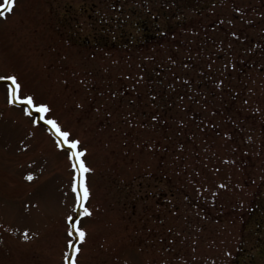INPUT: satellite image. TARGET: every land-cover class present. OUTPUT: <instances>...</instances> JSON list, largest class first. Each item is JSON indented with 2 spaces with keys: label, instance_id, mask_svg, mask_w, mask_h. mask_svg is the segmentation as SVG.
Here are the masks:
<instances>
[{
  "label": "rangeland",
  "instance_id": "1",
  "mask_svg": "<svg viewBox=\"0 0 264 264\" xmlns=\"http://www.w3.org/2000/svg\"><path fill=\"white\" fill-rule=\"evenodd\" d=\"M13 73L81 139L90 196L0 81V264H264V0H15Z\"/></svg>",
  "mask_w": 264,
  "mask_h": 264
},
{
  "label": "snow or ice",
  "instance_id": "2",
  "mask_svg": "<svg viewBox=\"0 0 264 264\" xmlns=\"http://www.w3.org/2000/svg\"><path fill=\"white\" fill-rule=\"evenodd\" d=\"M15 4V0H2L0 2V16L5 15V10L10 12ZM0 81H10L7 87V100L9 104L20 105L23 108V112L26 116L32 118V125H40L46 128L49 134L55 138L56 147L64 150L67 153V158L72 162V168L74 170L73 191L76 193L77 202L86 201L90 196V189L84 179V174L91 171L87 166L84 156L87 149L82 147L81 139L73 133V131L67 126L63 125L59 117L55 115L50 104L43 98L37 97L32 91H24L21 82L17 75L6 74L0 76ZM33 133L29 132V136ZM23 144V141H21ZM27 148V145H24ZM28 180H32L31 173L27 174ZM83 213L91 214L87 207L83 208ZM69 223V236L76 234L79 241H83L85 238V231L82 228L77 227L73 222V217L70 215L67 217ZM27 229L25 230L24 239H27ZM69 246H75L73 240L68 241ZM76 252H79V248H76L70 255L65 254V264H77Z\"/></svg>",
  "mask_w": 264,
  "mask_h": 264
}]
</instances>
